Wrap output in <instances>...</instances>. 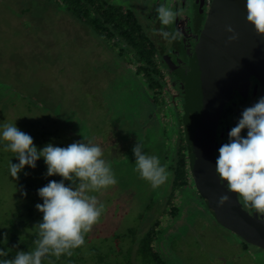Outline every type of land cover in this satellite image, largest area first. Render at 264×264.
Here are the masks:
<instances>
[{"label": "rangeland", "instance_id": "1", "mask_svg": "<svg viewBox=\"0 0 264 264\" xmlns=\"http://www.w3.org/2000/svg\"><path fill=\"white\" fill-rule=\"evenodd\" d=\"M108 1L129 9L141 18L142 26H147L142 19L150 11L147 5L156 2ZM161 1L158 7L172 10L175 0ZM189 6L190 2L180 16L188 15ZM150 12L153 18L157 15ZM26 20L34 22L27 26ZM129 59H133V51L122 41L96 36L52 1L0 0V125L15 122L38 149L48 143L98 145L117 180L108 189L88 193L96 196L104 211L87 233L82 264H95L93 251L106 255L107 264H148L137 257L136 250L156 221L160 224L154 247L166 264H264V250L247 244L214 220L193 181L173 191L170 166L175 165L180 125L163 105L170 97L165 94L166 101L159 108L155 87L148 88L145 76L136 73L138 64H129ZM139 144L144 145L142 154L158 156L170 173L158 188L153 189L134 171L133 150ZM10 159L18 163L13 153L0 151L3 238L4 221L23 206L42 203L37 190L59 177L46 176L40 158L35 168L26 165L12 178ZM64 183L78 189L80 181ZM173 207L177 211L171 214ZM128 230L134 231V237L123 238L118 252L113 235Z\"/></svg>", "mask_w": 264, "mask_h": 264}, {"label": "clouds", "instance_id": "2", "mask_svg": "<svg viewBox=\"0 0 264 264\" xmlns=\"http://www.w3.org/2000/svg\"><path fill=\"white\" fill-rule=\"evenodd\" d=\"M245 8L247 22L257 34H264V0H246ZM156 14L159 23L166 27L172 25L179 15L164 5L156 8ZM226 31L232 33L229 41L237 38L231 26ZM153 33L168 43L182 39L181 32L176 29L171 32L154 29ZM245 129L246 136H242ZM228 135L229 142L219 147L215 161L219 182L228 192L235 193L245 208L264 221V97L242 112ZM142 147L144 145L139 144L133 150L136 158L134 171L153 189L158 188L165 184L170 173L161 165L158 156L142 154ZM0 151H10L18 160V163L9 160L8 171L12 178H17L26 165L35 168L40 158L46 165V176L63 178L59 182L50 180L37 190L43 202L35 207L43 215L35 226L34 250L17 251L11 260L0 259V264H42L49 255L57 258L71 255V250L85 243L84 235L91 231L104 211V205L88 193L108 189L117 183L111 165L103 159L101 147L91 142H73L66 147L48 143L38 149L33 138L19 130L14 122L0 125ZM65 180L72 184L79 180V188L66 186ZM228 199L227 195H222L218 206ZM7 255V251L0 250V257Z\"/></svg>", "mask_w": 264, "mask_h": 264}, {"label": "water", "instance_id": "3", "mask_svg": "<svg viewBox=\"0 0 264 264\" xmlns=\"http://www.w3.org/2000/svg\"><path fill=\"white\" fill-rule=\"evenodd\" d=\"M201 8L205 0H196ZM246 0H212L182 79L187 88L184 107L185 142L192 147L190 176L214 220L249 245L264 249V221L245 211L235 193L215 172L214 138L220 115L237 91L247 92L251 76L264 86V34L247 22ZM202 13V12H201ZM231 26L237 38L229 41ZM222 195L228 201L218 206Z\"/></svg>", "mask_w": 264, "mask_h": 264}, {"label": "trees", "instance_id": "4", "mask_svg": "<svg viewBox=\"0 0 264 264\" xmlns=\"http://www.w3.org/2000/svg\"><path fill=\"white\" fill-rule=\"evenodd\" d=\"M56 5L64 8L65 12L74 20L84 24L95 33L96 36L105 40L118 39L122 41L125 47L131 52L133 51V59H129V64L137 63L136 73L144 75L149 89L155 87L156 94L163 91L161 70L158 62V57L165 60L164 54L165 42L158 34H153L141 25L138 18L129 9H124L120 5L112 4L108 0H49ZM34 21L26 20L27 26H31ZM201 24L200 17H197L195 30ZM47 25V24H46ZM158 31V30H157ZM118 46L121 51L125 50L118 43H112ZM154 95V94H153ZM154 100L158 97L155 95ZM157 106H161L160 104ZM160 108V107H159ZM172 114L177 115L169 111ZM180 115V116H179ZM175 123L180 125L178 135V146L176 150L175 165L170 166L174 173V188L180 189L188 185L189 180L193 181L190 176L188 145L185 142L184 132L182 129V117L179 113ZM175 117V116H174ZM60 178L57 177L55 180ZM171 194L170 200L173 198ZM18 205L20 202L18 201ZM35 206H26L19 208L15 216L4 221V232L6 238L0 234V250L8 252L5 257L0 259L11 260L14 258L17 251H31L35 248L34 241L37 239L35 226L41 222L42 213ZM176 208H171V214L176 212ZM160 222L156 221L148 231L141 237L137 245V257L148 264H166L160 253L155 249L154 242L157 237V227ZM8 233V234H7ZM134 231L128 230L126 234H114L113 241L120 252L119 245L123 238L134 237ZM85 243L73 250L71 255H61L59 258L55 256H47L42 260V264H82L84 262L83 249L87 243V233L84 235ZM95 264H107L106 255L100 252L93 251Z\"/></svg>", "mask_w": 264, "mask_h": 264}, {"label": "flooded vegetation", "instance_id": "5", "mask_svg": "<svg viewBox=\"0 0 264 264\" xmlns=\"http://www.w3.org/2000/svg\"><path fill=\"white\" fill-rule=\"evenodd\" d=\"M159 2L163 1L156 0V2L148 4L146 8H148L150 11H154V13L156 14V8H158V5H160ZM189 2L190 6L188 8V15L180 16L181 12L186 9ZM211 3L212 0H205V5L201 8L200 4L196 3V0L173 1L172 11L178 12L179 15L176 17L174 23L168 27L163 26L159 23L158 19L156 18L157 15H155V17L153 18L150 11H146L143 14L142 18L143 21L147 24V26L144 25V27H147V31L151 33H153L154 29L158 31L163 30L169 32H171V30L173 29H176L182 34V39L178 41L172 43L164 41V54L166 55L167 59L163 60L161 58L160 60L159 56H157L159 59L158 62L162 74L161 86L163 91L159 94L154 93V96L156 95L158 97V100L155 101L158 105H162V103L166 101L164 96L165 94L170 97V101L165 102L163 105H165L170 111L178 113L177 115H179L180 113L182 117V123L184 116V107L186 105L185 94L187 92V88L182 79V76L184 75V73H188L190 71V59L194 54V46L198 39L201 28L205 24ZM197 17H200L201 24L199 28L195 30ZM140 19L141 18H139L138 20L140 21V23H142ZM166 85H168L169 88H166ZM262 97H264V86L256 77L251 76L248 81L247 92H235L231 100L226 104L218 120L217 130L214 138L215 161L218 156L219 147L229 142L228 133L238 123L242 112L246 108L253 106ZM182 129L184 132V123L182 125ZM246 133L247 129L242 130L241 135L246 136ZM187 145L188 152H190L189 154H192V150H194V147L189 144ZM239 202L245 211H247L252 216H256V214H253L249 209L244 207L241 200H239Z\"/></svg>", "mask_w": 264, "mask_h": 264}]
</instances>
